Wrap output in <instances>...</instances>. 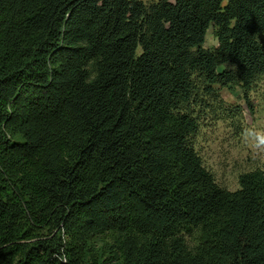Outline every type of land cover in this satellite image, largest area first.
Masks as SVG:
<instances>
[{
  "label": "trees",
  "instance_id": "1",
  "mask_svg": "<svg viewBox=\"0 0 264 264\" xmlns=\"http://www.w3.org/2000/svg\"><path fill=\"white\" fill-rule=\"evenodd\" d=\"M263 80L264 0H0V264H264L195 147Z\"/></svg>",
  "mask_w": 264,
  "mask_h": 264
},
{
  "label": "rangeland",
  "instance_id": "2",
  "mask_svg": "<svg viewBox=\"0 0 264 264\" xmlns=\"http://www.w3.org/2000/svg\"><path fill=\"white\" fill-rule=\"evenodd\" d=\"M142 1L151 4L159 0ZM217 45L209 30L205 48L214 49ZM218 91L225 110L210 114L195 138V147L216 182L235 191L241 174L264 170V149L252 139V133H264V80L247 96L234 86Z\"/></svg>",
  "mask_w": 264,
  "mask_h": 264
},
{
  "label": "clouds",
  "instance_id": "3",
  "mask_svg": "<svg viewBox=\"0 0 264 264\" xmlns=\"http://www.w3.org/2000/svg\"><path fill=\"white\" fill-rule=\"evenodd\" d=\"M252 139L255 141V144L258 148L264 149V133H252Z\"/></svg>",
  "mask_w": 264,
  "mask_h": 264
}]
</instances>
